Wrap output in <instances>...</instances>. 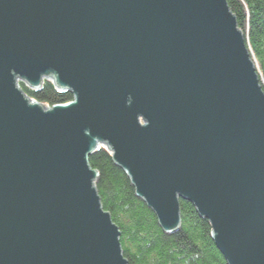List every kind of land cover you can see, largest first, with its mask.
<instances>
[{
	"label": "water",
	"instance_id": "95a60500",
	"mask_svg": "<svg viewBox=\"0 0 264 264\" xmlns=\"http://www.w3.org/2000/svg\"><path fill=\"white\" fill-rule=\"evenodd\" d=\"M100 145L164 230L187 199L228 264H264V92L227 0H0V264H127Z\"/></svg>",
	"mask_w": 264,
	"mask_h": 264
},
{
	"label": "trees",
	"instance_id": "16d2710c",
	"mask_svg": "<svg viewBox=\"0 0 264 264\" xmlns=\"http://www.w3.org/2000/svg\"><path fill=\"white\" fill-rule=\"evenodd\" d=\"M242 31L264 92V0H227ZM20 88L45 106L73 99L69 90H58L49 80L39 89L22 82ZM97 171L94 181L101 205L117 225L127 264H228L212 237V227L191 201L179 198L180 223L164 230L154 211L135 192L130 177L115 163L111 151L100 145L87 155Z\"/></svg>",
	"mask_w": 264,
	"mask_h": 264
},
{
	"label": "rangeland",
	"instance_id": "374dc122",
	"mask_svg": "<svg viewBox=\"0 0 264 264\" xmlns=\"http://www.w3.org/2000/svg\"><path fill=\"white\" fill-rule=\"evenodd\" d=\"M250 53V52H249ZM252 58V57H251ZM256 68V67H255ZM43 80H49L48 78L44 77L42 78ZM17 83L19 84L20 82H22L23 84L26 83V81L22 78V77H18L17 79ZM50 81V80H49ZM51 82V81H50ZM52 83V82H51ZM26 86V85H25Z\"/></svg>",
	"mask_w": 264,
	"mask_h": 264
},
{
	"label": "bare ground",
	"instance_id": "6f19581e",
	"mask_svg": "<svg viewBox=\"0 0 264 264\" xmlns=\"http://www.w3.org/2000/svg\"><path fill=\"white\" fill-rule=\"evenodd\" d=\"M43 82V81H42ZM42 84V83H41ZM24 85H26V83L24 84ZM41 86V85H40ZM40 86L39 87H37V88H31V89H39L40 88ZM59 90V89H58Z\"/></svg>",
	"mask_w": 264,
	"mask_h": 264
}]
</instances>
